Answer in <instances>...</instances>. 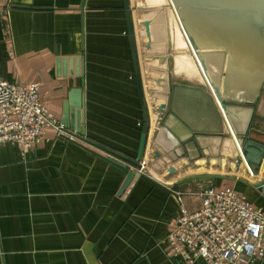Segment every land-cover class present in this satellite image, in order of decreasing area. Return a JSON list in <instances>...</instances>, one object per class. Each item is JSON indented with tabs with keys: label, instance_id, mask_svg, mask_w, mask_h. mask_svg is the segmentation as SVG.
<instances>
[{
	"label": "crops",
	"instance_id": "0c3cea01",
	"mask_svg": "<svg viewBox=\"0 0 264 264\" xmlns=\"http://www.w3.org/2000/svg\"><path fill=\"white\" fill-rule=\"evenodd\" d=\"M11 4L0 16V78L38 85L60 121L71 91L82 90L83 139L135 159L143 117L123 0ZM82 146L102 153L52 129L24 152L0 145V264H183L165 244L178 198L195 211L205 189L230 187L264 212V197L239 180L196 181L176 195L141 180L120 194L123 177Z\"/></svg>",
	"mask_w": 264,
	"mask_h": 264
},
{
	"label": "water",
	"instance_id": "95a60500",
	"mask_svg": "<svg viewBox=\"0 0 264 264\" xmlns=\"http://www.w3.org/2000/svg\"><path fill=\"white\" fill-rule=\"evenodd\" d=\"M123 4L143 117L138 154L82 147L123 177L120 194L145 180L176 195L207 179L239 180L264 197V0ZM178 57L196 70H178ZM84 113L74 89L61 122L84 134Z\"/></svg>",
	"mask_w": 264,
	"mask_h": 264
},
{
	"label": "built area",
	"instance_id": "2783aa9c",
	"mask_svg": "<svg viewBox=\"0 0 264 264\" xmlns=\"http://www.w3.org/2000/svg\"><path fill=\"white\" fill-rule=\"evenodd\" d=\"M11 0H0V16L9 17ZM57 137L85 143L83 135L56 119L36 84L17 86L0 78V145L27 151ZM201 207L190 211L181 203L179 217L165 244L183 264H257L264 259V212L227 187L201 193Z\"/></svg>",
	"mask_w": 264,
	"mask_h": 264
},
{
	"label": "bare ground",
	"instance_id": "6f19581e",
	"mask_svg": "<svg viewBox=\"0 0 264 264\" xmlns=\"http://www.w3.org/2000/svg\"><path fill=\"white\" fill-rule=\"evenodd\" d=\"M151 3H155V2H160L161 0H149ZM179 38H178V49L180 50H186L187 49V46L186 44L184 43V39L182 38L180 32H179ZM177 67H178V70L180 71H184V72H194L196 70L195 67L191 66L190 62H189V59H187V57H178L177 58Z\"/></svg>",
	"mask_w": 264,
	"mask_h": 264
}]
</instances>
